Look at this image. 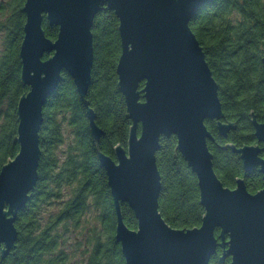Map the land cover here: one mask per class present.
<instances>
[{
    "label": "water",
    "instance_id": "obj_1",
    "mask_svg": "<svg viewBox=\"0 0 264 264\" xmlns=\"http://www.w3.org/2000/svg\"><path fill=\"white\" fill-rule=\"evenodd\" d=\"M213 1L26 0L20 59L21 82L29 90L17 108L14 143L19 152L0 172L2 259L16 247L15 223L38 183L43 110L64 73L85 106L96 145L104 135L87 95L94 63L92 29L106 8L119 20L118 89L132 125L126 146H116L114 157L99 151L98 158L108 178L117 217L115 238L126 264H211L219 248L223 262L230 258L231 264H264V188L250 193L244 179H238L234 189L224 186L208 146L214 137L206 121H215L224 139L237 129L236 123L225 120L219 85L190 27ZM44 20L58 28L56 40L46 36ZM251 123L256 144L224 148L239 155L246 173L258 169L264 182V124L254 113ZM172 136L197 178L205 210L201 226L193 229L172 228L159 212L162 178L156 153L161 138ZM123 203L135 213V230L124 222Z\"/></svg>",
    "mask_w": 264,
    "mask_h": 264
},
{
    "label": "trees",
    "instance_id": "obj_2",
    "mask_svg": "<svg viewBox=\"0 0 264 264\" xmlns=\"http://www.w3.org/2000/svg\"><path fill=\"white\" fill-rule=\"evenodd\" d=\"M6 2V1H5ZM26 0L0 2V172L19 152L14 143L18 128V103L28 87L21 82L20 48L24 38ZM206 54V60L219 85V97L226 121L237 129L227 139L218 133L215 121H206L214 141L208 146L214 155V170L224 186L234 189L244 179L250 193L264 188L263 176L254 169L246 173L238 154L224 147L256 144L251 113L264 124V0H214L190 22ZM46 36L56 40L58 28L44 20ZM119 20L115 13L102 9L93 25L94 63L87 95L96 112V122L104 131L99 145L91 135L85 106L71 77L63 74L55 94L43 110L40 131L42 151L39 180L31 200L19 214L15 226L18 241L0 264H70L77 254L82 264H126L115 238L117 217L108 178L98 152L114 157V148L126 146L131 121L118 89L117 64L121 55ZM49 55H45L47 59ZM144 83L140 85L143 88ZM70 138L63 160L56 154L64 143L63 127ZM64 127V128H65ZM264 158V151L261 153ZM156 161L162 178L159 212L175 229L200 227L205 214L200 205L198 181L177 150V139L162 137ZM68 191L66 195L65 192ZM65 196H68L66 200ZM59 204H58V203ZM58 207L56 215L44 218V207ZM125 224L135 230L138 221L130 207L121 204ZM84 241H80L82 218ZM76 235L73 253L70 236ZM79 233V234H78ZM220 232L217 230L216 236ZM83 237V236H82ZM222 249L211 264H231L221 260Z\"/></svg>",
    "mask_w": 264,
    "mask_h": 264
},
{
    "label": "rangeland",
    "instance_id": "obj_3",
    "mask_svg": "<svg viewBox=\"0 0 264 264\" xmlns=\"http://www.w3.org/2000/svg\"><path fill=\"white\" fill-rule=\"evenodd\" d=\"M4 2V3H6V2H10L11 0H0V2ZM6 1V2H5ZM0 20H1V17H0ZM2 37H3V34L2 33H0V51L2 50ZM65 127V126H64ZM63 127V136H64V143L62 144V145H60L58 148H57V152H56V154L59 156V158L61 159V160H63L64 159V157H65V153H66V151H67V143H68V140H69V138H70V135H68V131L66 130L67 128L65 127L64 128ZM65 194L67 195L68 194V191H66L65 192ZM67 197L68 196H65V198H63L64 200H66L67 199ZM58 203V202H57ZM59 204V203H58ZM58 207L56 206V205H52L51 207L50 206H46V207H44V218H46V219H48L50 216H52V215H56L57 214V212H58ZM91 218V216H89V214L86 216V217H84V218H82V222H83V224H82V226H81V228H80V230L78 231V232H80V241H84V236L86 235L85 233H84V228H85V224H84V221H86L87 219H90ZM79 234V233H78ZM83 236V237H82ZM75 240H76V235L74 234V232L71 234V236H70V243H69V245H70V247H69V253H73V248H71L74 244H75ZM84 256H80L79 254H77V257H76V260H75V262H72V263H70V264H82L83 262H84Z\"/></svg>",
    "mask_w": 264,
    "mask_h": 264
},
{
    "label": "flooded vegetation",
    "instance_id": "obj_4",
    "mask_svg": "<svg viewBox=\"0 0 264 264\" xmlns=\"http://www.w3.org/2000/svg\"><path fill=\"white\" fill-rule=\"evenodd\" d=\"M104 9H106V8H104Z\"/></svg>",
    "mask_w": 264,
    "mask_h": 264
}]
</instances>
